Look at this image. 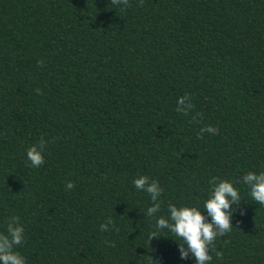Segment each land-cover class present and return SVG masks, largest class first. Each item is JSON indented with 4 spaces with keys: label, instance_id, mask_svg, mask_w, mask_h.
Listing matches in <instances>:
<instances>
[{
    "label": "trees",
    "instance_id": "1",
    "mask_svg": "<svg viewBox=\"0 0 264 264\" xmlns=\"http://www.w3.org/2000/svg\"><path fill=\"white\" fill-rule=\"evenodd\" d=\"M249 170H264V0H0V232L19 218L26 264H193L133 177L159 182L166 215ZM236 187L211 264H264V206Z\"/></svg>",
    "mask_w": 264,
    "mask_h": 264
},
{
    "label": "clouds",
    "instance_id": "2",
    "mask_svg": "<svg viewBox=\"0 0 264 264\" xmlns=\"http://www.w3.org/2000/svg\"><path fill=\"white\" fill-rule=\"evenodd\" d=\"M129 0H113L120 6H127ZM193 104L188 95L179 96L176 99V111L188 115ZM218 130L211 126L200 129L201 133L215 134ZM46 142L41 139L38 143L27 148L25 156L27 162L38 168L44 163L43 151ZM243 183L248 189L251 200L264 206V170L246 171L240 180L232 181L220 177H212L209 180V190L202 204L180 203L168 204L166 215H157L161 211V196L163 188L156 179L148 175L133 177L132 183L135 189L146 193L149 204L143 215L151 221L154 218V228L157 232L167 231L177 243L178 256L181 261L191 259L193 264H211L210 251L214 241L218 237L228 233L233 227L232 214L242 201L237 184ZM74 187L71 181L65 183V190ZM235 209V210H234ZM203 210V211H202ZM100 230L107 232L114 228V222L108 217L100 224ZM161 236V235H159ZM157 237L150 232L147 240ZM25 239L24 227L19 223V218L12 215L6 223L3 232H0V264H26V258L17 250ZM219 255V253H217Z\"/></svg>",
    "mask_w": 264,
    "mask_h": 264
}]
</instances>
